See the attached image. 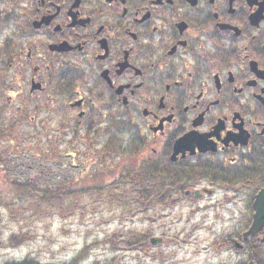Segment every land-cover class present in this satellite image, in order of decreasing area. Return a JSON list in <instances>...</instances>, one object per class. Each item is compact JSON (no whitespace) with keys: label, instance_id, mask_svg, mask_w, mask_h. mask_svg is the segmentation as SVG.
<instances>
[{"label":"flooded vegetation","instance_id":"flooded-vegetation-1","mask_svg":"<svg viewBox=\"0 0 264 264\" xmlns=\"http://www.w3.org/2000/svg\"><path fill=\"white\" fill-rule=\"evenodd\" d=\"M19 126L61 142L49 182L122 168L153 218H264V0H0V142Z\"/></svg>","mask_w":264,"mask_h":264},{"label":"rangeland","instance_id":"rangeland-1","mask_svg":"<svg viewBox=\"0 0 264 264\" xmlns=\"http://www.w3.org/2000/svg\"><path fill=\"white\" fill-rule=\"evenodd\" d=\"M20 133H27V129H20ZM33 176L39 177L35 172ZM0 195H7L1 177ZM82 203L89 205L85 196ZM109 205L101 203L94 213L85 208L83 215L77 212L62 216L53 212L45 218H0V264L25 258L42 263L67 262L91 243L94 244L80 264H230L245 260L244 250L217 253L212 244L217 238L234 236L247 218H208L201 206L196 208L199 204L186 201L173 208L170 218H153L154 210L146 215L141 212L130 216L124 209L109 210ZM19 232H30L31 239L18 246H8L9 237ZM114 232L119 235V244L132 232H143L147 237L164 236V240L148 252L113 250L104 240Z\"/></svg>","mask_w":264,"mask_h":264},{"label":"trees","instance_id":"trees-1","mask_svg":"<svg viewBox=\"0 0 264 264\" xmlns=\"http://www.w3.org/2000/svg\"><path fill=\"white\" fill-rule=\"evenodd\" d=\"M21 137L22 135H19L20 139ZM25 143L26 141H18L17 158H8L7 155L12 153H7L6 146L0 148V177L7 186L6 197L0 195V218L5 216L9 218H45L53 212L62 216L77 212L83 215L86 211L85 208L89 210V213H94L101 204L98 201L101 197L110 199L109 210L124 209L130 216L140 214L141 208H143L141 205L143 193L141 187L138 186L139 181H136V185H132L133 183L130 185L127 182L129 173L122 168L114 170L111 184L107 183V177L104 178L105 176L101 175L96 177L92 173L86 175L81 187L75 186V184L64 187L59 179L54 183H47L43 174L49 157L48 152L53 151L51 157L58 163V143L54 142L51 149H47L42 142ZM1 145L5 144L1 143ZM30 165L38 173V178H35L32 173H19L21 167L27 170ZM57 165L55 168L59 169L61 164ZM15 168L18 170L15 171ZM16 172L17 174H15ZM102 186L109 187L101 190ZM84 196L89 205L82 203L81 197ZM16 201L17 203H15ZM111 203L113 204L111 205ZM4 210H6V214H4ZM248 220L250 221V219ZM249 221L246 222V225ZM31 236L30 232L14 233L9 237L7 244L10 247L21 245L29 241ZM118 236L114 232L104 241L109 242L113 250L148 252L152 249L145 241L146 235L143 232L128 234L121 244L118 243ZM221 241V239L216 240L212 248L219 251L221 248L231 247L229 240H225L224 244ZM93 244L85 245L67 262L42 263L39 260L25 258L19 261H5L2 264H80ZM250 260H252V255L249 252L247 261L241 264H248Z\"/></svg>","mask_w":264,"mask_h":264},{"label":"water","instance_id":"water-1","mask_svg":"<svg viewBox=\"0 0 264 264\" xmlns=\"http://www.w3.org/2000/svg\"><path fill=\"white\" fill-rule=\"evenodd\" d=\"M264 226V218H252L251 225L249 228L243 232V238L246 239L249 235H254L258 230ZM162 241L161 238H150L149 242L151 245H156L158 242ZM236 245H240L236 243Z\"/></svg>","mask_w":264,"mask_h":264}]
</instances>
